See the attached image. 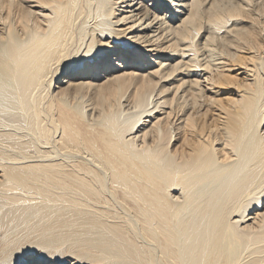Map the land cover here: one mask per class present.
Wrapping results in <instances>:
<instances>
[{"label": "bare ground", "instance_id": "1", "mask_svg": "<svg viewBox=\"0 0 264 264\" xmlns=\"http://www.w3.org/2000/svg\"><path fill=\"white\" fill-rule=\"evenodd\" d=\"M69 258L264 264V0H0V264Z\"/></svg>", "mask_w": 264, "mask_h": 264}, {"label": "snow or ice", "instance_id": "2", "mask_svg": "<svg viewBox=\"0 0 264 264\" xmlns=\"http://www.w3.org/2000/svg\"><path fill=\"white\" fill-rule=\"evenodd\" d=\"M30 251H31V253H34V254H35V250H34V249H33V250H29V249L25 248V249L23 250V256H24L25 258H27L28 256H30V254H29ZM68 264H73V262L71 261V258H69V262H68Z\"/></svg>", "mask_w": 264, "mask_h": 264}]
</instances>
